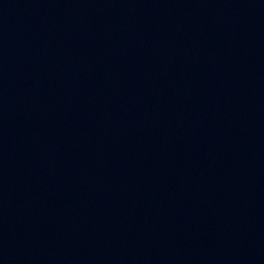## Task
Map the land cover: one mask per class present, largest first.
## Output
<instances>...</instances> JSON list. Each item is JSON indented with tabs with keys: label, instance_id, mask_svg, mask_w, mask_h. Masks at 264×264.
Instances as JSON below:
<instances>
[{
	"label": "water",
	"instance_id": "water-1",
	"mask_svg": "<svg viewBox=\"0 0 264 264\" xmlns=\"http://www.w3.org/2000/svg\"><path fill=\"white\" fill-rule=\"evenodd\" d=\"M0 264H264V0H0Z\"/></svg>",
	"mask_w": 264,
	"mask_h": 264
}]
</instances>
